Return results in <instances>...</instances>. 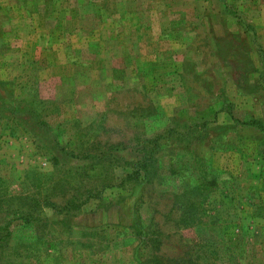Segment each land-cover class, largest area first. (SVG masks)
<instances>
[{
    "label": "rangeland",
    "instance_id": "374dc122",
    "mask_svg": "<svg viewBox=\"0 0 264 264\" xmlns=\"http://www.w3.org/2000/svg\"><path fill=\"white\" fill-rule=\"evenodd\" d=\"M0 264H264V0H0Z\"/></svg>",
    "mask_w": 264,
    "mask_h": 264
},
{
    "label": "trees",
    "instance_id": "16d2710c",
    "mask_svg": "<svg viewBox=\"0 0 264 264\" xmlns=\"http://www.w3.org/2000/svg\"><path fill=\"white\" fill-rule=\"evenodd\" d=\"M147 144L149 145V149L151 148L150 146L153 147V145L156 149L158 148L157 139L155 142L148 141ZM144 149L147 150L148 147H144ZM157 173H158V166L156 164V160L153 159L150 154L145 158L141 159L137 164V166L134 168V170L131 173L126 174L125 177L122 178L119 187L126 184L128 180H131L134 186V191L132 192V196H134L136 186L141 188L142 185L146 184L147 182L151 181L154 177H156ZM48 204L53 208L55 207L58 208L56 204L50 202ZM72 205H74V203Z\"/></svg>",
    "mask_w": 264,
    "mask_h": 264
}]
</instances>
